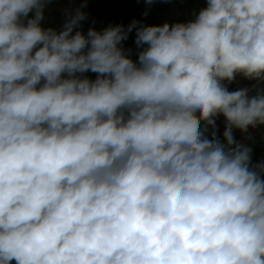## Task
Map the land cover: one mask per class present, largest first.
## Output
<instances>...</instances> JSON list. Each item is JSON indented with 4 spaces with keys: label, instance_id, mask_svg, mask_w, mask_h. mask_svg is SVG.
<instances>
[{
    "label": "clouds",
    "instance_id": "clouds-1",
    "mask_svg": "<svg viewBox=\"0 0 264 264\" xmlns=\"http://www.w3.org/2000/svg\"><path fill=\"white\" fill-rule=\"evenodd\" d=\"M49 2L0 0V264H264V0L86 35Z\"/></svg>",
    "mask_w": 264,
    "mask_h": 264
},
{
    "label": "crops",
    "instance_id": "crops-1",
    "mask_svg": "<svg viewBox=\"0 0 264 264\" xmlns=\"http://www.w3.org/2000/svg\"><path fill=\"white\" fill-rule=\"evenodd\" d=\"M82 5L86 6L82 7ZM205 6L206 0H153L150 5L145 0H50L44 9V19L41 25L44 28L51 27L59 31L67 18L65 10L74 12L75 9L81 8L87 18L81 21L80 26L74 29V32L79 30L86 35L90 28H95L97 31H103L110 25H123L127 28L133 20L150 26L163 25L165 22L169 24L187 22L194 18V11L198 12ZM134 41L135 30L129 33L121 46L126 53L131 50L130 58L138 61V53L142 49H138ZM84 75L94 80L97 74L89 71ZM253 83L255 82L237 76L236 81L227 87L229 91H235L242 87H251ZM216 124L219 129L217 135L222 139L225 129V119L222 115L217 118ZM247 136L253 139L248 140ZM234 138L248 144L253 149V163L264 160V127L249 128L247 134L235 130Z\"/></svg>",
    "mask_w": 264,
    "mask_h": 264
}]
</instances>
